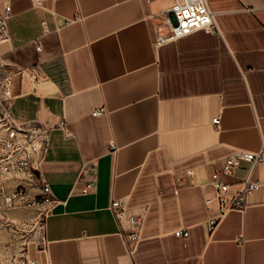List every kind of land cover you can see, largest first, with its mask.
I'll list each match as a JSON object with an SVG mask.
<instances>
[{
	"label": "crops",
	"instance_id": "obj_1",
	"mask_svg": "<svg viewBox=\"0 0 264 264\" xmlns=\"http://www.w3.org/2000/svg\"><path fill=\"white\" fill-rule=\"evenodd\" d=\"M173 1L0 0V12L11 7L0 44L8 67L36 64L50 80L18 95L14 115L48 126L64 118L69 131L52 130L41 167L59 202L38 264H264V162L246 207L212 231L203 202L224 156L264 141V0H207L222 37L198 30L155 48L153 21L165 30L158 14ZM100 105L105 114L92 116ZM90 162L96 186L83 194ZM247 168L227 178L230 191ZM111 198L144 212L138 242L124 239Z\"/></svg>",
	"mask_w": 264,
	"mask_h": 264
},
{
	"label": "built area",
	"instance_id": "obj_2",
	"mask_svg": "<svg viewBox=\"0 0 264 264\" xmlns=\"http://www.w3.org/2000/svg\"><path fill=\"white\" fill-rule=\"evenodd\" d=\"M31 4L41 6L42 0H31ZM10 14V4L4 3L3 11L0 12V44L8 38ZM158 16L166 29H158L157 23L153 21L155 48L198 30L222 37L215 11L209 8L207 0H174L167 9L161 10ZM35 48L41 50L39 41L35 42ZM49 84V78L40 72L36 64L10 68L0 53V208L21 200L28 204L40 203L45 206L39 223L40 249L47 246L43 234L45 217L59 202L53 195L49 182L42 177L41 167L50 144L52 130L61 129L65 136L69 135V131L64 118L52 126L37 119L19 120L12 111V105L18 95L41 93ZM105 112V107L100 105L93 108L90 114L100 116ZM219 120V116L216 115L212 118V123L217 126ZM110 148L115 149V144L111 142ZM263 162L264 141L257 150L233 149L224 156L220 166L211 171L206 182L210 192L203 198L205 207L213 210L207 219L209 231L216 227L229 210L246 207L247 197L260 186L258 180L251 178L252 170ZM242 163L248 165L246 176L238 189L232 192L227 178ZM82 168L83 172L89 175L79 187L80 192L85 194L94 190L96 186L97 167L94 162H90L84 164ZM186 173L191 174V170H186ZM28 186L37 188L36 201L35 198H29ZM108 208L118 223L124 239L138 242L144 212L134 211L125 202L116 198H111ZM173 233L185 237L188 236L189 230L186 227H178ZM238 242L242 244L243 239L239 238ZM31 263L35 264V259H32Z\"/></svg>",
	"mask_w": 264,
	"mask_h": 264
},
{
	"label": "rangeland",
	"instance_id": "obj_3",
	"mask_svg": "<svg viewBox=\"0 0 264 264\" xmlns=\"http://www.w3.org/2000/svg\"><path fill=\"white\" fill-rule=\"evenodd\" d=\"M27 190L29 198L36 201L38 190H31V186ZM44 207L21 200L0 208V264H32L31 260L40 250L39 223Z\"/></svg>",
	"mask_w": 264,
	"mask_h": 264
},
{
	"label": "bare ground",
	"instance_id": "obj_4",
	"mask_svg": "<svg viewBox=\"0 0 264 264\" xmlns=\"http://www.w3.org/2000/svg\"><path fill=\"white\" fill-rule=\"evenodd\" d=\"M35 264H38V263L35 261Z\"/></svg>",
	"mask_w": 264,
	"mask_h": 264
}]
</instances>
